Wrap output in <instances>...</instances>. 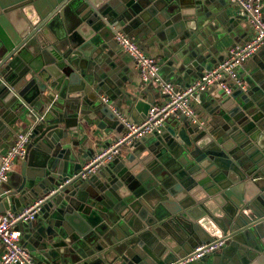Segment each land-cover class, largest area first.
<instances>
[{"label":"water","instance_id":"obj_1","mask_svg":"<svg viewBox=\"0 0 264 264\" xmlns=\"http://www.w3.org/2000/svg\"><path fill=\"white\" fill-rule=\"evenodd\" d=\"M212 4L0 0V149L30 129L0 213L43 199L16 228L36 264H179L218 239L223 247L189 264H264V49L248 61L244 89L220 90L203 116L164 125L81 178L96 132L120 127L109 106L145 116L154 104L120 77L116 33L159 48L161 79L184 88L222 61L212 60L219 29L242 21L227 0Z\"/></svg>","mask_w":264,"mask_h":264},{"label":"built area","instance_id":"obj_2","mask_svg":"<svg viewBox=\"0 0 264 264\" xmlns=\"http://www.w3.org/2000/svg\"><path fill=\"white\" fill-rule=\"evenodd\" d=\"M231 6L237 8V15L247 21L250 27V37L242 45L230 46L222 61L212 70L203 74L194 84L176 89L171 82H164L159 75V60L150 56L142 45L135 43L123 33H116L114 40L120 51L134 64L140 84L154 85L162 101L149 107L146 115L138 122L116 112L113 106L109 108L115 112L120 126V137L106 149L97 152L84 165L86 171L81 178L86 179L95 174L101 167L108 165L114 157L119 155L122 148L139 143L147 136L160 133L168 119L174 121L185 118L196 120V113L192 106V99L198 94L215 85L226 95L233 90L244 89L239 69L255 54L264 49V0H227ZM107 104L108 99L102 97ZM13 139L8 142L6 150L0 154V196L3 187L8 184L10 175L17 161H23L26 156L30 129L14 132ZM10 139V138H9ZM9 141V140H8ZM43 199L32 203L20 212L12 210L0 213V264H36L33 254L23 247L21 232L17 226L30 221L40 210ZM224 240L218 239L208 244L198 245L194 251L186 256L179 264H189L213 254L223 247Z\"/></svg>","mask_w":264,"mask_h":264},{"label":"crops","instance_id":"obj_3","mask_svg":"<svg viewBox=\"0 0 264 264\" xmlns=\"http://www.w3.org/2000/svg\"><path fill=\"white\" fill-rule=\"evenodd\" d=\"M219 1L221 0H212L213 2L212 5L219 4ZM263 9H264V5H263ZM219 30H220V33H219L218 40L215 41L212 46V51L216 52L214 57H212V60L214 62L218 58H223L226 50L230 46L242 45L245 42H247L250 37L249 24L243 18L241 22L238 21L237 23L233 24V26H231L228 30H224L223 28ZM142 46L150 56L157 58L159 60L160 75L162 76V78L163 77L167 78L168 70L165 67L167 59L162 57V51H160L159 48H157L156 46H148V47L145 45H142ZM121 57H122L123 64L120 69V77H123L127 81V87H131L134 94L138 95V99L140 100L146 101L147 99H150L152 102H154V104L160 103L162 101V96L159 94L157 88L152 84L142 86L140 84V80L136 72L135 64L125 54L122 53ZM248 61L239 69V73L241 74V77L248 73V71L245 68ZM217 64L218 63L216 61V64L213 65V68ZM202 66L205 67L206 64L204 63L202 64ZM206 72L207 71H203L202 74H205ZM167 80H170L169 82H172L171 79H167ZM219 91L220 89L217 86L213 85L207 88L205 92L198 94L196 97H194L192 99V106L195 110V113L200 116H203L204 110L208 104V101L212 99L213 97H215ZM129 103L130 102L128 101L127 104ZM126 117L131 118L132 120L140 121L144 116L141 113V111L136 112L135 110H133L130 114L128 113ZM175 122L176 121H174L173 119H168L167 122L164 124L165 125L164 127H170L174 125ZM94 129H95L94 127H91L88 130V132ZM25 130H26L25 128L24 129L16 128L15 133L25 131ZM120 131H121L120 127H117L116 130L108 129L101 133L96 132V136L92 138V140L97 141V143L92 147L93 156L95 153L100 152L106 149L111 144H113L120 137ZM152 137L153 136H147L146 138L141 140L139 143L147 142ZM12 139H13V135L10 136V139L8 142H10ZM5 150H6L5 145H3L2 148L0 149V154L3 153ZM117 157L118 155L114 157L110 163H113ZM22 163L23 161L16 162V164L14 165L13 171L10 175L9 183L6 187H8L9 185L12 186V185L17 184L19 180L18 175L20 173Z\"/></svg>","mask_w":264,"mask_h":264}]
</instances>
